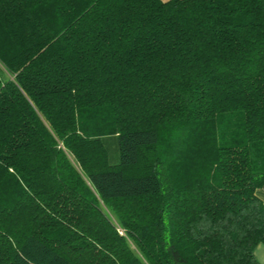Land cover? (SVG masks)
<instances>
[{
    "label": "trees",
    "instance_id": "1",
    "mask_svg": "<svg viewBox=\"0 0 264 264\" xmlns=\"http://www.w3.org/2000/svg\"><path fill=\"white\" fill-rule=\"evenodd\" d=\"M0 63V264H261L264 0H0Z\"/></svg>",
    "mask_w": 264,
    "mask_h": 264
},
{
    "label": "crops",
    "instance_id": "2",
    "mask_svg": "<svg viewBox=\"0 0 264 264\" xmlns=\"http://www.w3.org/2000/svg\"><path fill=\"white\" fill-rule=\"evenodd\" d=\"M256 194L264 201V189H257ZM254 253L256 258L259 260L261 264H264V244L260 243L256 246Z\"/></svg>",
    "mask_w": 264,
    "mask_h": 264
},
{
    "label": "rangeland",
    "instance_id": "3",
    "mask_svg": "<svg viewBox=\"0 0 264 264\" xmlns=\"http://www.w3.org/2000/svg\"><path fill=\"white\" fill-rule=\"evenodd\" d=\"M0 73L3 74V66H2L1 63H0ZM235 122H238L239 123V120H238V117L233 116L232 117V123L235 124Z\"/></svg>",
    "mask_w": 264,
    "mask_h": 264
}]
</instances>
